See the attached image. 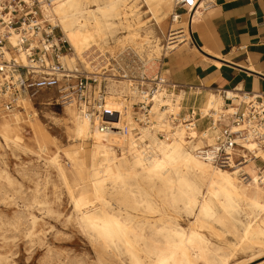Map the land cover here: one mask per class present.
Listing matches in <instances>:
<instances>
[{"label":"bare ground","instance_id":"6f19581e","mask_svg":"<svg viewBox=\"0 0 264 264\" xmlns=\"http://www.w3.org/2000/svg\"><path fill=\"white\" fill-rule=\"evenodd\" d=\"M144 1L159 23L161 13L172 8L173 0ZM191 1V16L197 8L193 22L199 18L206 0ZM138 7L133 0H54L52 5L43 6V13L68 37L75 54L81 58L93 46H99L100 40L106 41L120 29L127 31L126 40L137 41L143 28ZM189 25L190 22L180 23L172 28V49L177 41L190 40ZM11 40L17 41L15 36ZM20 59L26 62L24 54ZM66 59L70 64L73 62L71 56ZM106 79V88L114 94L108 96L103 122L118 127L129 124L132 128L135 122L129 120L130 104L136 98L129 83L115 81L119 84L113 83L114 87L109 88ZM215 93L207 94L200 107L203 114L211 107L221 109L224 101ZM120 96H131V102L126 103ZM181 98L179 95L178 101ZM160 103L174 109L171 101L162 100L153 108L157 120ZM30 105L29 99L24 98L15 109L0 113V137L9 146L29 149L30 143L24 140L25 128L29 127L32 144L48 155L49 146L58 149V144L44 135L47 127L38 122L37 112L29 111ZM78 110L74 103L67 104L64 118L55 123L60 121L73 140L92 142L89 166H75L79 178L71 181L58 150L49 154L47 161L56 168L67 189L77 223L94 244L102 247L110 264H232L240 253L248 257L236 264H254L264 255V188L257 181L252 160L243 167L250 176L245 180L239 175V168H219L200 158L192 142L185 138L184 130L164 139L157 136L159 126L153 131L142 127L139 137L133 133L111 136L102 132L90 115ZM191 134L197 135L195 130ZM213 138L208 135L207 142L211 143ZM116 147L122 148L120 154L116 153ZM258 155L264 159V149H259ZM67 157L74 163L78 159L70 154ZM87 166L88 179L82 173ZM4 173L10 179L5 170L0 176ZM33 215L32 229L37 222ZM184 215L193 219L188 228L181 224ZM205 231L221 242L211 241Z\"/></svg>","mask_w":264,"mask_h":264},{"label":"built area","instance_id":"2783aa9c","mask_svg":"<svg viewBox=\"0 0 264 264\" xmlns=\"http://www.w3.org/2000/svg\"><path fill=\"white\" fill-rule=\"evenodd\" d=\"M53 1L0 0V110L10 111L24 98L31 100L41 92L56 89L60 93L58 101L74 103L79 112L90 115L100 130L111 136L133 133L138 137L142 127L153 131L159 126L157 136L164 139L184 130L185 138L192 142L200 158L219 168H239V175L245 180L250 176L243 167L252 160L257 181L264 188V159L258 155L259 149H264V93L220 90L216 93L224 101L220 110L211 107L203 114L201 108L191 107L183 113V97L178 101V96L185 87L171 82L161 66L152 76L145 69L133 71L125 64L124 59L130 56L125 50L115 60L119 64V76L130 82L131 94L136 98L132 102L131 96L124 98L126 103L131 102L135 126L105 124L102 119L110 95L103 84L107 72L89 70L85 65L87 55L83 61L72 57L75 61L68 65L66 57L75 55L73 46L43 13V6H50ZM177 5L191 14V0H178ZM196 9L190 15V25ZM180 16L176 14L173 20ZM13 36L17 39L15 43L11 40ZM21 54L26 62L21 61ZM162 100L171 101L174 109L160 103L157 120L153 108ZM193 130L197 133L195 137L191 134ZM208 135L214 136L211 143L207 142ZM250 143L257 145L249 148Z\"/></svg>","mask_w":264,"mask_h":264},{"label":"rangeland","instance_id":"374dc122","mask_svg":"<svg viewBox=\"0 0 264 264\" xmlns=\"http://www.w3.org/2000/svg\"><path fill=\"white\" fill-rule=\"evenodd\" d=\"M134 1L139 6L140 21L143 24H141L143 28L140 30L138 42L126 40L124 36L127 35V31L120 29L115 36H108L106 41L100 40L99 46H93L84 54L85 57L88 56L86 57L88 64L85 65L89 70H98L101 71L100 73L107 72L106 83H108L109 88H112L115 81H126L125 83H129L130 87V82L119 76L117 71L119 64L115 60L125 50L130 53V56L124 59L125 64L127 63L130 69L136 72L145 69L147 74L151 76L155 74L161 66L164 55L172 49L170 44L172 28L179 26L180 23H186L188 19V14L183 15L187 13V9L180 8L177 5L178 0H173L171 2L172 8L161 13L159 23L144 0ZM176 14H182L177 20L180 23L173 20ZM146 30L150 33H147ZM156 39L159 40L155 42ZM157 43L160 47H156L155 44ZM176 45L177 43H174L173 47ZM76 56V54L71 55V57L83 61L84 57L77 56V58ZM68 61L69 59L66 60L67 63ZM74 61L75 59H73ZM90 61L93 62L90 63ZM73 62L68 63V65L71 66ZM119 62L122 64L121 61ZM92 65H97V67L94 68ZM111 75H116V77ZM103 84L105 85V83ZM114 84L117 86L119 83ZM107 92L114 94L108 88ZM59 96L60 93L56 89L41 92V95L31 99L29 111L31 113L37 112L38 122L47 127L44 135L58 144V149L49 146L48 153L52 154L57 150L60 152V162L68 171L72 181L75 177L79 178L74 169L75 166L83 167L84 164H89L92 142L73 140L69 131L59 124L60 121L55 123L56 120L64 118V108L67 105L60 100L58 101ZM120 97L122 100L125 98ZM2 112L4 111L0 110V113ZM130 116L131 112H129V120H132V116ZM24 135L25 143H30L29 149L19 148L14 144L9 146L0 137V142H2L0 143V172L5 170L10 177V179L6 178L5 173L4 176H0V258L6 257L2 259V262L0 261V264H100L99 262L110 264L107 261L109 256L104 253L102 247L98 246L97 243L94 244L77 223V215L67 189L58 176L56 168L47 161L49 154L40 152L39 148L32 144L33 133L29 127L25 128ZM139 136L141 134H138ZM137 142L140 141L137 140ZM118 148L116 153L120 154L122 148L120 147L119 150ZM81 152L84 154L78 156V153ZM68 154L77 156L78 159L75 163L67 157ZM88 166L87 170L82 172L86 178L89 174ZM46 175L47 180H45ZM32 215L37 218L33 229L31 228ZM191 221H193L192 218L184 215L181 224L188 228ZM29 231L34 233L29 234ZM204 233L211 241L221 242L211 232L205 231ZM247 257V254L240 253L232 261V264H236Z\"/></svg>","mask_w":264,"mask_h":264},{"label":"crops","instance_id":"0c3cea01","mask_svg":"<svg viewBox=\"0 0 264 264\" xmlns=\"http://www.w3.org/2000/svg\"><path fill=\"white\" fill-rule=\"evenodd\" d=\"M198 17L189 25L191 41L161 62L166 77L185 87L183 113L200 108L210 92L264 93V0H206ZM254 264H264V255Z\"/></svg>","mask_w":264,"mask_h":264}]
</instances>
